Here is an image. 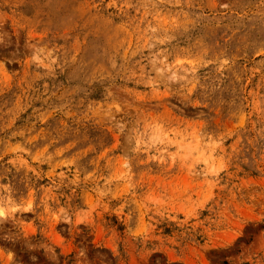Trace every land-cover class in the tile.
Instances as JSON below:
<instances>
[{
  "label": "rangeland",
  "instance_id": "rangeland-1",
  "mask_svg": "<svg viewBox=\"0 0 264 264\" xmlns=\"http://www.w3.org/2000/svg\"><path fill=\"white\" fill-rule=\"evenodd\" d=\"M0 264H264V0H0Z\"/></svg>",
  "mask_w": 264,
  "mask_h": 264
}]
</instances>
